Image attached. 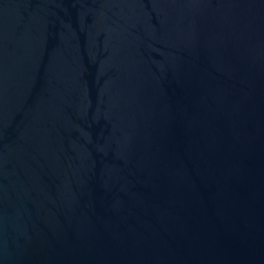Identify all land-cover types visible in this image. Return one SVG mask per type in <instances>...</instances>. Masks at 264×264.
<instances>
[{
  "label": "water",
  "instance_id": "1",
  "mask_svg": "<svg viewBox=\"0 0 264 264\" xmlns=\"http://www.w3.org/2000/svg\"><path fill=\"white\" fill-rule=\"evenodd\" d=\"M0 264H264V0H0Z\"/></svg>",
  "mask_w": 264,
  "mask_h": 264
}]
</instances>
